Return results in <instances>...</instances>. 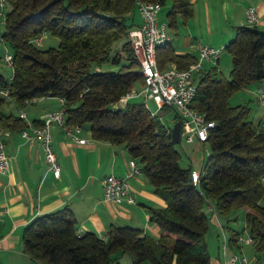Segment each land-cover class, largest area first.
<instances>
[{"label":"trees","instance_id":"obj_1","mask_svg":"<svg viewBox=\"0 0 264 264\" xmlns=\"http://www.w3.org/2000/svg\"><path fill=\"white\" fill-rule=\"evenodd\" d=\"M138 1L162 6L169 1L171 25L178 15L188 21L194 14L190 0H8L2 35L13 53L14 72L12 79L0 74V128H27L19 115L3 112L9 99L22 108L33 97L64 98L66 123L89 126L97 141L124 145L167 203L150 209L151 221L161 229L159 238L131 226H113L106 238L94 232L79 236L77 219L68 206L39 216L23 232L24 252L39 264H120L125 254L131 264H211L206 238L211 227L209 202L227 224L232 215H244L242 231L224 225L229 229L230 248L241 252L238 242L248 231L255 251L264 252V121L251 118L249 104L230 102L237 91L264 80V31L257 26L237 27L225 47L232 59L230 79L219 77L217 68L199 76L192 107L217 126L195 182L192 166L180 164L169 125L141 102L115 108L144 82L129 38L130 30L139 26ZM46 33L59 39L57 47L42 49L35 43ZM120 40L124 43L115 51ZM107 62L119 68L101 70ZM195 62V56L177 54L170 43L158 51L161 69L172 63L189 68Z\"/></svg>","mask_w":264,"mask_h":264},{"label":"crops","instance_id":"obj_2","mask_svg":"<svg viewBox=\"0 0 264 264\" xmlns=\"http://www.w3.org/2000/svg\"><path fill=\"white\" fill-rule=\"evenodd\" d=\"M190 1L194 7L199 0ZM252 5L256 6L259 14L257 25L259 28L264 25V0H257L255 5L254 3ZM237 6L239 5L234 3L232 8H228L232 16L235 15L234 9ZM138 15L139 19L136 21L140 25L142 19L140 14ZM179 17L180 15L177 16L175 25H171L168 15L167 18L164 16L160 20L167 21L170 28L178 29ZM244 21L243 14L238 27L244 26ZM234 37L233 34V37L223 42L220 47H226ZM200 44L202 43L188 41L186 49L178 50L173 36L170 42L177 54L189 53L196 59ZM38 103L41 105L35 112L26 113L27 118L24 122L27 128L39 125L46 113L60 109V101L56 97H45ZM173 123L174 117L167 125ZM5 130L9 132L6 147L11 170L7 175L0 174V264H39L24 252V229L35 218L66 206L73 210L78 222L77 231L81 234L94 232L106 238L113 226H131L142 229L145 234L154 238L161 236L160 227L151 221L150 209L165 207L167 203L155 192L143 173L129 179L131 192L136 198L135 204H130L126 200H118L115 203L104 201L103 179L112 174L124 177L131 170L133 159L124 145H113L93 139L90 127L86 125L82 126L79 136L87 139L88 144L81 145L68 137L62 128L55 126L51 129L53 148L61 169L60 177L56 178L49 170L43 146L39 141L30 144L22 137L23 130ZM195 163L198 166L197 171L202 174L206 160L202 159L201 167L199 161L195 160ZM212 223L217 228L225 229L219 217L217 220L212 216ZM220 246L221 243L214 244L211 250V264H222L235 252L228 247L224 253Z\"/></svg>","mask_w":264,"mask_h":264},{"label":"built area","instance_id":"obj_3","mask_svg":"<svg viewBox=\"0 0 264 264\" xmlns=\"http://www.w3.org/2000/svg\"><path fill=\"white\" fill-rule=\"evenodd\" d=\"M138 11L141 16V24L130 30L129 38L133 46L134 54L138 59L143 76V84L131 89L120 101L115 108L125 106L131 102H141L147 107V102L152 100L157 105L158 114L152 113L162 121V115L172 113L174 115V123L169 127L172 129L176 116L181 122V136L187 143L199 142L206 144L209 142L210 134L217 126L216 122L209 120L206 114L199 109L193 108L192 103L198 90V79L204 71L206 62H218L225 47H214L208 44H200L198 46V57L196 62L189 68H180L176 64H170L161 69L158 64V51L162 47L171 42L169 23L160 20V12L162 5L158 2L138 1ZM9 12L8 0H0V42L7 45L3 38V32L6 27ZM259 23V14L256 8L248 7L246 10L245 25L257 26ZM44 40V34L36 38V44H41ZM4 61L8 67L14 72V61L12 51H6ZM13 74V73H12ZM12 79V75L10 77ZM2 94L8 96L7 91ZM45 97H33L25 100L24 107L20 109V118L26 120V112L23 110L28 105L36 104ZM60 101V109L54 112H48L44 115L42 126H29L23 130L21 135L30 144L39 141L44 150V156L48 163L49 170L53 172L56 178L61 175L60 165L56 153L53 148V137L51 129L59 126L64 130L66 135L78 144L86 145L88 140L79 136L82 127L79 125L70 126L66 123V100L58 98ZM257 100L264 106V90H257ZM167 110V111H165ZM163 122V121H162ZM9 132L0 128V174L7 175L11 170V161L7 153L6 137ZM142 169L140 165L133 160L131 162V170L124 177L115 175L106 176L103 181V198L104 201L115 203L118 200H126L130 204L136 203V198L131 192L129 179L140 175ZM193 175V174H192ZM201 174L193 176V180L198 182ZM207 210L212 213L218 220L216 207L213 203L207 205ZM80 236L81 233L77 231ZM229 238L225 236L221 242V250L225 253L229 247ZM253 244L254 240L250 237L248 241H244L241 237L238 244ZM222 264H251L249 258L242 252H233Z\"/></svg>","mask_w":264,"mask_h":264},{"label":"rangeland","instance_id":"obj_4","mask_svg":"<svg viewBox=\"0 0 264 264\" xmlns=\"http://www.w3.org/2000/svg\"><path fill=\"white\" fill-rule=\"evenodd\" d=\"M227 1L228 3H226ZM256 1L257 0H199L197 3H195L194 16L191 18V20L185 21L180 16V19L177 20L178 29L175 27L170 28V33L171 36H173L176 48L178 50L186 49V44L188 41L192 43L200 42L202 44L213 45L216 47L222 46L221 44H223V42L229 41L233 37V34H236V28L238 27L239 20L243 17V14L244 20H246L245 13L247 8L251 6L256 8V6L252 5L253 3L255 5ZM234 3H237L239 6L235 7V15L232 16L228 8H232ZM162 9L163 10L160 14V19L164 16L167 18V15L171 10V3L168 1L166 5L162 7ZM138 19L139 15L136 12V20ZM259 29L264 31V25L259 26ZM123 43L124 40L116 42L114 45V50H120ZM58 45L59 39L48 33L44 34V40L41 44H39L42 49L57 47ZM7 50L11 51L9 47L0 42V74H3L5 77L9 78L11 77L13 71L7 66L3 58ZM219 60L220 61L218 62H206L204 70L217 68L219 77L230 79L232 59L228 50H224ZM118 68L119 66H115L110 62H107L100 67V69L103 71L117 70ZM140 86V84L137 85L138 88H140ZM259 88L264 90V80L261 82H255L237 91L230 99L231 104L234 106L245 103L249 104L250 108L252 109L251 118L256 123L264 121V106H262L257 100V90ZM40 105V103L28 105L23 108V110L26 113L33 111L35 112L36 109L40 107ZM147 107L152 113L158 114L159 116L155 102L149 100L147 102ZM20 109L21 108L15 101L8 100L3 106L2 110L7 114L19 115ZM173 117L174 115L172 113L163 114L162 121L166 124H170ZM176 148L181 154V166L188 167L191 165L193 176L195 177L198 175V166L197 163H195V160L199 161V167H201L200 163H202L203 158L207 161L208 154L210 153L209 143H206L205 146H201L199 142L187 143L185 138L182 136L181 142L176 145ZM206 211L211 222V227L209 228L208 234L206 236L209 250L211 251L214 244H220L224 241L225 236L229 238V229L226 227H224L225 229L222 227H215V225L212 223V213L207 209ZM220 220L223 225L226 224V226H228L230 229L242 231L244 228V215L242 212L232 215V219L229 224L225 223L222 218H220ZM242 238L244 241L249 240L250 236L248 231L243 232ZM241 252L249 258L251 264H264V252H256L253 244L244 242ZM119 261L120 264L132 263L131 257L127 254L121 256ZM143 264L150 263L145 262Z\"/></svg>","mask_w":264,"mask_h":264},{"label":"water","instance_id":"obj_5","mask_svg":"<svg viewBox=\"0 0 264 264\" xmlns=\"http://www.w3.org/2000/svg\"><path fill=\"white\" fill-rule=\"evenodd\" d=\"M181 138V122L177 121L171 129V144L177 145Z\"/></svg>","mask_w":264,"mask_h":264}]
</instances>
